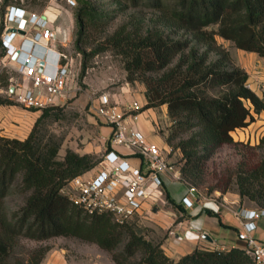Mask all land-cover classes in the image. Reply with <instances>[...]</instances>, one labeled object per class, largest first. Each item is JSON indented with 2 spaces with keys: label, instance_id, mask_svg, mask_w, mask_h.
Listing matches in <instances>:
<instances>
[{
  "label": "trees",
  "instance_id": "1",
  "mask_svg": "<svg viewBox=\"0 0 264 264\" xmlns=\"http://www.w3.org/2000/svg\"><path fill=\"white\" fill-rule=\"evenodd\" d=\"M11 1L20 2L0 1V32L4 7ZM77 1L75 44L78 46L88 28L106 23L107 15L97 10L90 0ZM139 1L133 0L134 3ZM143 1L159 11L158 21L184 29L191 36L167 38L157 29L143 32L140 26L129 30L126 24H121L96 44L91 53L111 48L122 55L126 78L133 81L138 76L145 82L146 102L141 110L167 104L173 125L165 140L180 148L184 159L181 175L191 179L203 160L219 145L233 142L231 130L250 123L254 112L264 111V89L257 93L248 86L244 68L228 66L229 51L216 40L219 35L238 48L264 56V0ZM202 45L205 48L200 49ZM211 50H216L218 55L208 60ZM176 55L179 57L173 63ZM85 70L83 59L79 79ZM209 88H217L218 92L210 94ZM8 102V98L0 96V104ZM52 107L42 109L24 138L0 134V264L7 263L11 238L18 234L38 239L58 234L77 236L106 249L115 264H255L239 246H196L174 259L165 253L162 240L144 237L130 221L119 224L106 212L87 214L73 204L61 191L62 186L74 175L92 168L97 160L88 152L79 153L69 147L58 157L60 138L46 129L40 133L37 129V124L51 113ZM195 126L198 128L187 137L181 136ZM177 137V143H172ZM256 147L262 150L261 154L252 163L240 164L235 171V182L240 197L246 196L264 206V133ZM200 149L202 152L198 153ZM19 174L21 189L29 194L20 210L9 217L4 210V197ZM164 194L174 208L182 211L177 219L182 218L184 206L166 189ZM204 210L217 215L219 223L223 224L212 208L204 206ZM37 250L27 263L21 264H38L44 250Z\"/></svg>",
  "mask_w": 264,
  "mask_h": 264
},
{
  "label": "rangeland",
  "instance_id": "2",
  "mask_svg": "<svg viewBox=\"0 0 264 264\" xmlns=\"http://www.w3.org/2000/svg\"><path fill=\"white\" fill-rule=\"evenodd\" d=\"M20 1L26 2V6L38 11L46 9L51 11L53 7L62 6L71 16L70 40L65 50L73 58L72 92L61 103L52 105L51 113L37 124V129H39V133L46 129L48 133H54L60 138L61 145L58 150V157H62L65 149L69 147L76 151H87L98 162L108 143L107 139L110 132L106 134L101 130V126L107 124L90 109L92 98H96L102 93H107L109 98L111 95L113 96V93L114 95L115 93L119 95L124 86L125 88L128 87L130 91H136L144 87L145 92L146 85L138 76L133 81H129L126 78V70L123 66L121 54L116 53L111 48L94 53H91V50L121 24H126L129 30L140 26L143 32L149 29H157L167 38L173 39L180 36L190 37L191 34L184 29H177L166 22L158 21L156 18L159 11L146 6L143 0L138 3H134L133 0H90L97 10L103 11L107 15L106 23L100 24V26H90L87 34L83 36L77 46L75 44L78 27L75 20V10L78 6L77 0H74L75 3L71 5L66 0ZM216 40L229 51L230 60L228 61V66L237 65V55L235 53L237 47L233 42L219 35H216ZM203 48H205L204 45L200 46V49ZM217 55L216 50H211L208 60L215 59ZM178 57L179 55L175 56L173 63L176 62ZM1 58L4 61L3 66ZM83 59L86 62V70L84 76L79 79L78 73ZM147 73L155 74L154 71H148ZM19 80L21 81L22 77L15 70L14 62L4 57L0 47V96L8 98L10 101L2 103L5 105L6 111L0 116V119H8L10 129H17L14 135H24L27 126H29L26 117V110L28 109L16 103L9 94L10 83L16 84ZM208 92L214 94L218 92V89L209 88ZM113 101H115L114 98ZM119 102L124 101L120 100ZM135 102L138 103L137 101ZM245 103L249 104L248 101H245ZM160 105L153 106L157 113V121L155 123H158L159 128L155 126V123L154 127L161 135L166 137L171 130L173 121L167 113V104L166 110ZM12 109L14 113L11 111ZM139 110L141 111L140 108ZM41 111H39V114ZM197 128L198 126H195L182 133L181 136L187 137ZM261 132L262 129L255 127L252 130L245 131L241 139H234L232 136L233 142L219 145L195 170V176L191 177V179L185 178V180L194 184L202 195L218 198L227 192L231 194L236 191L238 193L235 171L240 164L252 163L258 159L262 150L257 148L256 144L263 134ZM0 134L8 137H17L6 135L1 132V129ZM177 141L178 137L173 139L172 143L175 144ZM169 145L173 147V151L170 153L171 160L180 170V166L184 161L182 152L178 146ZM201 152L202 150L200 149L198 153ZM20 180L21 175L19 174L4 197V210L9 217L20 210L29 194V191L21 189ZM164 189L166 188L164 187ZM240 198L243 200L241 203L243 205L261 206L246 196ZM130 222L133 224L134 229L144 237L153 241L164 239L165 232L163 233L148 226L143 221V216H135L130 219ZM11 240V253L6 264L27 263V259L33 253H38L37 249L39 248L44 250V253L38 264H100L112 260L110 253L97 243L73 235L58 234L38 239L18 234L13 235ZM138 255L139 252L136 253V257Z\"/></svg>",
  "mask_w": 264,
  "mask_h": 264
},
{
  "label": "built area",
  "instance_id": "3",
  "mask_svg": "<svg viewBox=\"0 0 264 264\" xmlns=\"http://www.w3.org/2000/svg\"><path fill=\"white\" fill-rule=\"evenodd\" d=\"M66 1L70 5L75 3ZM1 32L3 55L14 62L15 70L22 77L21 81L9 85L13 100L33 110L61 103L74 74L73 58L65 50L70 40L68 35L58 37L59 25L21 1L5 5ZM15 51L18 54L12 57ZM139 108L135 101H113L107 93L100 94L97 102L91 103L92 111L110 127L108 146L92 168L74 175L61 188L85 213L106 212L119 224L142 216L145 210L151 211L164 193L161 175L167 171L186 184L185 193L179 199L184 207H191L199 199L196 186L185 180L178 166L167 157L173 147L167 144L162 149L128 123V118L138 117ZM155 126L159 128L158 123ZM129 155L137 162L129 160ZM227 207L240 218L236 232L241 241L239 247L255 264H264V231L257 232L258 221L264 218V206Z\"/></svg>",
  "mask_w": 264,
  "mask_h": 264
},
{
  "label": "crops",
  "instance_id": "4",
  "mask_svg": "<svg viewBox=\"0 0 264 264\" xmlns=\"http://www.w3.org/2000/svg\"><path fill=\"white\" fill-rule=\"evenodd\" d=\"M29 9L34 10L29 7ZM5 7L3 10L4 16ZM38 11V10H35ZM45 14L50 20L57 24L61 28V32L58 33V37L62 38L64 35H68L70 38V26H71V16L62 6L53 7L50 10L38 11ZM3 18V17H2ZM1 33L0 32V47L4 53V48L1 45ZM57 37V38H58ZM58 39L56 44H58ZM237 55V65L244 68L247 71V84L257 93H261L264 89V56L259 55L256 51L245 50L238 48L236 50ZM1 58V64L3 66ZM72 85L69 84L67 91L64 93L63 98L65 99L68 94L72 92ZM122 87V92L117 95L113 93L110 98L115 101H137L139 105L146 102V96L144 93V87L139 90L130 91L129 88ZM1 91V89H0ZM97 102V97L92 98V103ZM160 107L166 110V104H161ZM27 109V108H26ZM91 109V107H90ZM8 110V109H7ZM6 111L5 105L0 104V116ZM11 111L14 110L12 109ZM40 110L28 109L26 110L27 129L24 135H14L17 131L16 128L10 129L8 119H0V129L1 132L10 136H17L18 138H23L30 127L32 126L34 120L39 115ZM254 119L245 126L236 127L231 131L234 139H241L242 134L248 130H252L255 127L262 129L264 133V111L254 112ZM157 121V113L155 107L150 106L141 110L136 119L128 118V123L139 128L146 137L157 143L162 149L168 144L165 137L161 135L154 127V123ZM15 125V124H14ZM19 127V125L16 124ZM101 130L108 134L110 132V127L108 125H102ZM12 131V132H11ZM11 132V133H10ZM121 150H126L124 147H119ZM79 153H84L87 151H78ZM171 153V152H170ZM168 154V158L171 160V155ZM129 160L132 162H137V159L129 155ZM163 185L170 194V196L179 202V199L186 190V184L176 179L172 176L170 171L162 173ZM220 194V193H218ZM223 198L226 199L222 203ZM242 199L239 194L234 191L233 193H224L221 197H212L207 195H202L198 200L194 202L191 207H184L185 214L182 218L177 219L182 211H178L174 208L165 198L163 193L157 200V203L153 205L151 211L145 210L143 213V221L150 227L157 229L161 232H165L164 239L162 240V248L165 253L177 259L180 255L191 251L193 248H228L230 246H239L241 241L238 240L236 232L240 226V218L230 210L228 206H237L242 203ZM211 207L219 215L223 224L218 221L217 215L209 214L204 210V206ZM179 214V215H178ZM264 231V218L258 221L257 232ZM206 233L210 238L204 237L202 234ZM100 264H115L113 260H108L105 263Z\"/></svg>",
  "mask_w": 264,
  "mask_h": 264
},
{
  "label": "water",
  "instance_id": "5",
  "mask_svg": "<svg viewBox=\"0 0 264 264\" xmlns=\"http://www.w3.org/2000/svg\"><path fill=\"white\" fill-rule=\"evenodd\" d=\"M11 29V27H9ZM18 54V51H15L13 54H12V57H15L16 55ZM10 89H12V86H10ZM204 237L206 238H210L209 235H207L206 233H203L202 234Z\"/></svg>",
  "mask_w": 264,
  "mask_h": 264
}]
</instances>
